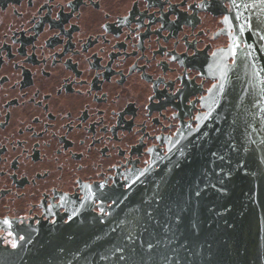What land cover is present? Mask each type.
Wrapping results in <instances>:
<instances>
[{"label": "flooded vegetation", "instance_id": "af4514ba", "mask_svg": "<svg viewBox=\"0 0 264 264\" xmlns=\"http://www.w3.org/2000/svg\"><path fill=\"white\" fill-rule=\"evenodd\" d=\"M225 16L231 0H0V253L53 223Z\"/></svg>", "mask_w": 264, "mask_h": 264}, {"label": "water", "instance_id": "95a60500", "mask_svg": "<svg viewBox=\"0 0 264 264\" xmlns=\"http://www.w3.org/2000/svg\"><path fill=\"white\" fill-rule=\"evenodd\" d=\"M254 1L256 0H236L237 5H239V7H234L236 15L240 14ZM50 226L39 227L32 237L22 241L14 251L0 253V264H27Z\"/></svg>", "mask_w": 264, "mask_h": 264}, {"label": "snow or ice", "instance_id": "6c2138e0", "mask_svg": "<svg viewBox=\"0 0 264 264\" xmlns=\"http://www.w3.org/2000/svg\"><path fill=\"white\" fill-rule=\"evenodd\" d=\"M231 2H232V5H233L234 7H239V5H237V3H236V0H231ZM197 6H198V7H203L204 5H203V4H199V5H197ZM125 19H126V18H125ZM237 19H239V17H237ZM224 22H225L226 24H229V19H228L227 16L224 17ZM242 32H243V29H241V34H242ZM55 35H56V36H59L60 34H59V33H55ZM236 50H237L236 38L233 37V42H232V46H231V49H230V51H231V53H232L233 56L236 54ZM213 55H215V53H214ZM173 59H175V58L173 57ZM213 87H216V86L214 85ZM219 87H220L221 90H223V84H222V83L219 85ZM209 91L211 92V89H209ZM149 99H151V97H149ZM213 155H215V154H213ZM146 171H147V169H145V170H143V171H140L139 175L136 176V179L133 180L132 183L135 184L136 182H138V181L140 180V177H142V176L145 175V172H146ZM126 179H127V178H126ZM104 187H105V186H104L103 184H101V185L99 186L100 189H103ZM88 190H89V192H90V194H91L92 196H95V195H96L95 192L92 191L91 186H88ZM196 195L199 196V195H200V191H197V192H196ZM101 211H103V209H101ZM0 225L6 226V227H11V221L8 220L7 218H5L4 220L0 221ZM193 227H195V225H193ZM8 235L11 236L12 233L9 232ZM20 239L23 240L24 237H20ZM10 243H11V247H12L13 249H15V248L18 247V243L16 242V240L11 241ZM149 247H151V245H149Z\"/></svg>", "mask_w": 264, "mask_h": 264}]
</instances>
